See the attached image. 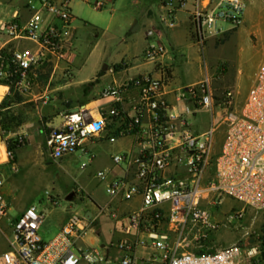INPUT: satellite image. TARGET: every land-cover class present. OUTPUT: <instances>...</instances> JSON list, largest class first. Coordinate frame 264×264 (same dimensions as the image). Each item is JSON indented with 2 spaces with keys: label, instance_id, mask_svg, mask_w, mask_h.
I'll return each instance as SVG.
<instances>
[{
  "label": "built area",
  "instance_id": "2783aa9c",
  "mask_svg": "<svg viewBox=\"0 0 264 264\" xmlns=\"http://www.w3.org/2000/svg\"><path fill=\"white\" fill-rule=\"evenodd\" d=\"M70 1L25 0L24 12L17 10L0 23V36H5L0 38L4 97L32 93L42 76L70 60L76 35ZM184 1L167 0L160 14L164 25L175 24L174 11ZM246 8L244 0H221L213 8L197 6L193 17L198 44L229 30L219 22L240 27ZM13 42L31 45L20 48ZM164 52L161 42L149 41L143 56L153 60ZM260 53L254 82L242 102L233 88H226L215 99L206 74L196 83L176 88V100L183 105L176 110L164 97L167 73L161 77L141 74L120 86L106 87L101 97L113 103L96 117L90 108L79 107L63 112L58 125L47 123L45 145L50 157L60 159L81 152L88 157L83 167L94 158L90 148L94 139L113 141L131 135L132 149L110 156L115 169H99L95 177L104 183L108 198L102 211L113 220L120 219L123 202L139 197L140 205L123 215V236L109 241L104 253L96 247L76 246L90 226L85 215L73 214L55 236L44 241L39 228L45 215L30 205L11 220L9 249L0 253V264H98L112 259L109 251L116 253L118 264H135L140 248L145 250L146 264H258L264 254L261 240L203 248L220 228L234 220L240 222L247 210L264 211V42ZM131 91L136 95L126 105L122 95ZM41 100L47 102L46 97ZM214 107L221 112H214ZM201 108L210 112L211 125L196 134L190 130L186 114ZM215 115L225 125L218 150L214 148ZM115 120L122 123L110 130ZM15 137L22 145L27 140L23 135ZM3 150L16 172L13 153ZM2 188L0 173V221L9 210ZM224 196L240 202L241 207L215 218L213 209Z\"/></svg>",
  "mask_w": 264,
  "mask_h": 264
},
{
  "label": "crops",
  "instance_id": "0c3cea01",
  "mask_svg": "<svg viewBox=\"0 0 264 264\" xmlns=\"http://www.w3.org/2000/svg\"><path fill=\"white\" fill-rule=\"evenodd\" d=\"M72 1L73 0L70 1V7ZM81 1L89 2V0H77L79 3ZM109 1H111L114 5L118 3V9H115V7L111 8L112 13L110 14L109 20L103 27L93 26L92 28L93 36L96 38L94 46L102 40L103 36H113L114 38L117 36L120 37L121 47L116 50V52L110 53L109 62L104 64L102 69H95L92 75L82 77L83 61L79 60L77 63L79 53L76 49H74L68 62H61L52 73L49 72L42 76L40 84L35 87L32 93L23 95L28 97V99L11 102V106L8 107L9 109L18 107L22 103L33 102L36 104L39 101L42 106V115L46 118V124L54 118L61 120L62 118L58 114H62L68 110H76L79 107L90 108L93 115L96 117L101 109L106 108L113 103L108 102V99H103L101 97V92L106 87L120 86L129 79L141 74H150L153 77H161L165 73H167L168 76L167 85L164 89L165 99L176 110H181L183 108L182 103L177 101L175 97L176 88L184 86L176 83V68L177 66L186 64L192 59H197L199 57L198 53H200L204 47V45L201 46L198 44L196 39V36L198 35L193 17L194 10L197 6L200 8H213L217 6L221 0H185L181 6L177 7L174 11L175 24L172 27H167L160 20V14L164 10L167 0H96L94 7L101 8ZM244 1L246 2L247 7L254 2V0ZM22 7L23 10L20 11L24 12V3ZM17 10L18 9L13 10L11 16L6 20L11 19L13 13ZM117 10L119 13L116 16L115 13ZM76 18L77 16L73 14L72 24ZM6 20L0 19V23ZM43 25H45V22ZM73 26L76 30V26L74 24ZM241 26L234 32L243 35L246 29L244 27L241 28ZM228 28L229 30H227L226 33H229L230 30L233 29L230 27ZM0 38L4 39L5 36H0ZM149 41L161 42L165 47V52L153 60L145 58L143 54ZM12 44L20 48L31 45L28 42H13ZM238 71L240 73V70ZM65 72H68L69 76H65ZM104 78H108V81L102 84L101 80ZM201 79L188 84L196 83ZM239 79V75H237V83L240 82ZM135 95L136 91L124 93L122 95L123 102L128 105L131 98ZM3 97L4 92L0 94V101ZM41 97H46L47 102H42ZM236 98L239 102L242 101L238 95ZM120 123L122 122L115 120L111 124L112 128H110V130L115 129ZM192 132L200 134L204 131H201L200 133L195 131ZM15 134L16 133L11 132L6 136V138L13 137ZM224 134L225 125L221 132L214 136L215 150L219 149ZM126 136L130 138V145L127 150L120 151H128L133 147V137L131 135L118 136L115 140ZM26 139L28 144L18 147L14 151L13 161L16 163L18 170L23 169L30 163L41 165L44 169L46 164L51 163V160L56 161L57 166L61 168L66 157L73 154H66L60 159L51 158L49 153L47 154L48 150L45 145V132L41 130L39 132L33 131L32 133L27 134ZM96 140L97 139H94L91 145H93ZM1 142L3 143V149L6 148L4 142ZM111 166V168L115 169L113 165ZM10 172H12L10 168V161L4 154H1L0 173L3 180L9 178ZM49 178L51 183L58 188V192H62L67 195L72 191L74 192L72 187L76 184L71 185L68 181L59 180L58 177L54 175V170L50 173ZM61 183H65L66 186L71 188L68 189L67 192H64L65 189L61 186ZM102 184L104 187V183ZM78 186L80 187V185ZM76 195L78 194L74 192L73 197L71 199L66 198V200L71 201L74 197H76ZM87 195L89 197L91 207L86 206L81 212L73 209L59 210L56 206L52 207L56 204V199L53 197L55 203L52 204L49 202L50 204L47 205L48 212L45 213L44 220L39 228L41 238L44 241L51 239L58 233L63 223L73 214L85 215L90 222L88 229L82 237L76 241L77 247H96L101 249L104 253V247L109 241L121 238L123 233L120 231V221L126 212L140 205V198L135 197L132 200L123 202L120 206V219L115 221L102 211L103 207L107 203V197L103 201H97L89 194ZM26 207L28 206L23 205L19 207L16 215L21 213ZM14 217L7 215L1 220V222L4 223V228L0 227V236H4L8 240V245L4 247L1 252L9 249V232L11 231L10 223ZM45 221H47V223L45 226H42ZM107 222L108 234L106 235L103 231L102 225ZM229 233V230L225 228L214 233L203 248V251L212 250L217 246H222L220 245L221 243L217 244L216 237H226ZM109 254L112 255V259L110 261L100 262L98 264H110L112 262L114 264H118L116 253L109 251ZM144 255H146L145 250L140 248L137 251L138 258L135 264H146L143 259ZM79 264L88 263L81 261ZM258 264H264V261H260Z\"/></svg>",
  "mask_w": 264,
  "mask_h": 264
},
{
  "label": "rangeland",
  "instance_id": "374dc122",
  "mask_svg": "<svg viewBox=\"0 0 264 264\" xmlns=\"http://www.w3.org/2000/svg\"><path fill=\"white\" fill-rule=\"evenodd\" d=\"M24 1L0 0V19H8L15 9L22 11ZM95 1L79 3L77 0H73L71 3L72 13L77 16L73 23L76 26L74 49L79 53L77 63L79 60L83 61L82 77L92 75L95 69H102L103 65L109 62L110 53L116 52L121 47L119 36L115 38L103 36L102 40L94 46L96 38L93 36V26L103 27L112 13L111 8L118 9L119 6L118 3L114 5L109 1L103 7L96 8L94 7ZM118 13L117 10L116 16ZM219 23L226 28L230 27L228 22ZM243 27L246 29L243 35L234 32L238 28H233L230 32L228 31L229 33L225 32L221 36L207 37L197 59L177 66L176 83L185 85L197 81L207 74L210 76L215 99H220L226 88H233L236 97L238 95L243 101L254 82V74L261 59L260 45L264 42V5L261 0H254L246 8L241 28ZM237 75L240 78L238 83L236 82ZM107 81L108 78H104L101 83ZM13 97L19 101L28 99L21 95H13ZM41 107L39 101L36 104L33 102L22 103L18 107L9 109L8 116L12 118L9 122L0 118V156L4 154L1 141L5 144V133L14 132L16 133L14 136L23 135L26 137L33 131H46L44 129L46 118L42 115ZM214 112H221V108L214 107ZM186 118L190 130L197 133L206 131L211 125V114L204 108L195 111V113L186 114ZM220 119V116H214L216 124L214 136L218 135L224 127L223 123L219 122ZM96 139L90 146L94 158L84 167L82 165L87 162L88 157L77 152L67 156L61 168L57 166L56 161L51 160V163L46 164L44 169L41 165L30 163L17 172H10L9 178L3 180V193L9 206L8 215L16 216L18 208L23 205H33L45 215L48 212L49 199L53 200V197L56 199V204L51 205L52 207L56 206L59 210L73 209L79 212L86 206L91 207L87 194L97 201L105 200L107 196L103 184L97 180L95 173L99 169L111 168L110 156L120 150H127L130 138L126 136L113 141H108L106 138ZM27 144L26 140L22 146ZM53 170L59 180L68 181L71 185L76 184L72 188L79 196L76 195L71 201L66 200L67 194L58 192V188L50 181L49 175ZM61 186L65 189L64 192L71 188L65 183H61ZM240 207V202L224 196L221 198L218 208L213 209V215L215 218H223ZM46 223L47 221L42 226H45ZM0 227L4 228V223L1 221ZM102 227L107 235L108 222ZM224 228L230 233L226 237L217 236V244H251L257 240L262 241L264 239V211L255 212L249 209L240 222L231 221L230 224L220 228L217 232ZM7 245L8 240L4 236H0V252Z\"/></svg>",
  "mask_w": 264,
  "mask_h": 264
},
{
  "label": "trees",
  "instance_id": "16d2710c",
  "mask_svg": "<svg viewBox=\"0 0 264 264\" xmlns=\"http://www.w3.org/2000/svg\"><path fill=\"white\" fill-rule=\"evenodd\" d=\"M16 101H19V100H17L13 96H5L0 101V112L5 111L3 113H0V118L3 119V121L9 122L12 119L10 116H8V114H9V108L8 107L11 106V102H16ZM44 129L46 131L48 129V127L46 125V121L44 122ZM8 134L9 133L7 132V133H5L4 136H7ZM5 145H6L7 150H9L13 153L12 160L14 158V151L18 147L22 146V144L18 143L15 136L6 138ZM262 248L264 250V239L262 240ZM261 261H264V255L261 256Z\"/></svg>",
  "mask_w": 264,
  "mask_h": 264
},
{
  "label": "water",
  "instance_id": "95a60500",
  "mask_svg": "<svg viewBox=\"0 0 264 264\" xmlns=\"http://www.w3.org/2000/svg\"><path fill=\"white\" fill-rule=\"evenodd\" d=\"M58 115L62 118V114H61V113L58 114ZM60 121H61V120H58V119L54 118V119H52L51 121H49L48 124H49L50 126H56V125L59 124ZM73 195H74V192L72 191V192H70V193L66 196V198H67V199H71V198L73 197Z\"/></svg>",
  "mask_w": 264,
  "mask_h": 264
},
{
  "label": "bare ground",
  "instance_id": "6f19581e",
  "mask_svg": "<svg viewBox=\"0 0 264 264\" xmlns=\"http://www.w3.org/2000/svg\"><path fill=\"white\" fill-rule=\"evenodd\" d=\"M6 90L5 86L0 85V94Z\"/></svg>",
  "mask_w": 264,
  "mask_h": 264
}]
</instances>
